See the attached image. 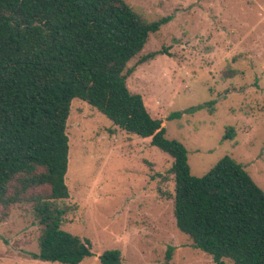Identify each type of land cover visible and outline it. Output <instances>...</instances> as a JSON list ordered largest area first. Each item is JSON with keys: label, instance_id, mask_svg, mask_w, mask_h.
I'll use <instances>...</instances> for the list:
<instances>
[{"label": "rangeland", "instance_id": "374dc122", "mask_svg": "<svg viewBox=\"0 0 264 264\" xmlns=\"http://www.w3.org/2000/svg\"><path fill=\"white\" fill-rule=\"evenodd\" d=\"M125 2L147 21L172 16L128 63L135 67L128 90L144 97L168 139L184 145L192 175L229 156L264 191V0ZM159 50L166 52L137 64ZM212 100V113L185 112ZM229 128L235 134L223 140ZM66 133L64 203L73 211L62 228L88 239L93 253L80 264H100L111 249L122 264H214L177 229L172 159L150 139L126 133L79 99L71 102ZM39 233L30 206L0 208V264H59L33 259Z\"/></svg>", "mask_w": 264, "mask_h": 264}, {"label": "trees", "instance_id": "16d2710c", "mask_svg": "<svg viewBox=\"0 0 264 264\" xmlns=\"http://www.w3.org/2000/svg\"><path fill=\"white\" fill-rule=\"evenodd\" d=\"M171 17L147 21L125 0H0V208L31 207L40 227L33 259L80 264L93 256L88 239L62 228L73 211L64 203L66 124L79 99L172 159L175 224L195 249L214 264H264V191L229 156L203 176L192 175L184 145L165 136L162 120L126 85L135 70L128 63ZM165 52H150L137 64ZM214 104L185 112L212 113ZM234 134L229 128L222 139ZM98 261L122 264L121 253L106 250Z\"/></svg>", "mask_w": 264, "mask_h": 264}]
</instances>
